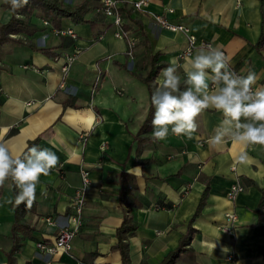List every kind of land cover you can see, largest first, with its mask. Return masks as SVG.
<instances>
[{"label": "crops", "instance_id": "crops-1", "mask_svg": "<svg viewBox=\"0 0 264 264\" xmlns=\"http://www.w3.org/2000/svg\"><path fill=\"white\" fill-rule=\"evenodd\" d=\"M134 1L119 0L126 8ZM3 3L0 0V26L12 17ZM152 14H163L189 28L197 45L187 58L202 42L212 44L235 70L246 74L251 69L260 76L258 83L264 84V50L254 48L260 24L258 0H147L142 11L132 9L130 18L139 21L150 55L157 54L163 68L176 59L183 80L187 58L179 55L187 45L186 36L161 28ZM93 18L94 28L65 19L61 27H71L75 38L57 37L52 23L44 25L46 18L36 11L29 20L34 32L17 36L22 43H6L0 49V137L21 153L41 135L38 145L60 159L57 169L40 177L35 211L24 217L34 232L22 241L16 261L24 257L26 264H121L114 248L115 231L126 212L137 225L127 240L130 264H156L186 232L206 180V202L192 223L198 232L177 264H225L229 253L234 254L235 264H264L263 240L256 227L258 189L264 185V145L230 141L212 145L210 137L222 114L207 110L196 117L197 130L191 139L171 132L165 140L152 139L141 146L138 157L149 162L135 164L133 138L149 107L146 86L132 74L143 75L147 68L143 38L133 33V23L124 16L126 27L137 37L134 56L129 58L125 42L114 38L108 20L95 13ZM25 44L64 46L50 57ZM75 50L71 66L63 71L65 56ZM147 135L153 137L152 132ZM242 152L247 153L246 161L238 158ZM137 167L138 173L133 171ZM82 168L89 171L90 185L71 251L43 252L37 242L51 243L61 229L71 226ZM120 173L133 176L136 188L128 187L132 204L119 200ZM234 182L243 191L231 201L226 191ZM45 188L46 197L41 195ZM12 199L8 180L0 187V264H8L6 253L13 245L15 212L6 202ZM227 214L235 219L228 220Z\"/></svg>", "mask_w": 264, "mask_h": 264}, {"label": "clouds", "instance_id": "clouds-1", "mask_svg": "<svg viewBox=\"0 0 264 264\" xmlns=\"http://www.w3.org/2000/svg\"><path fill=\"white\" fill-rule=\"evenodd\" d=\"M13 10L23 7L28 0H4ZM176 59L162 68L154 81L150 102L153 109L152 136L156 140L167 139L169 133L189 139L197 130L196 117L207 110L222 114L220 123L210 137L212 145L227 142L264 145V84L260 76L249 69L235 71L230 59L219 47L201 45L187 58L180 74ZM240 161L248 159L247 153L239 155ZM60 163L58 155L39 145L25 146L16 153L9 143L0 137V187L6 181L14 182L17 193L15 205L25 203L31 207L36 201L37 185L41 176H48ZM139 167L133 169L139 172ZM47 196V189L41 191ZM13 203L12 200L6 201ZM16 264H26L21 257Z\"/></svg>", "mask_w": 264, "mask_h": 264}, {"label": "trees", "instance_id": "trees-1", "mask_svg": "<svg viewBox=\"0 0 264 264\" xmlns=\"http://www.w3.org/2000/svg\"><path fill=\"white\" fill-rule=\"evenodd\" d=\"M93 2L91 0H81L79 3L69 5L65 3L63 0H28V3L21 8L13 10L9 4L3 3L2 7L6 9H10L12 12L11 19L0 26V49L1 47L9 42L14 43H22L23 40L21 37H17L19 35H31L34 30L30 27L29 20L35 14L36 11H40L42 17L49 20L54 27H61L62 22L65 19H69L73 24H90L92 28L96 26V21L92 17H87V14L92 7ZM259 4V14H260V24H259V34L256 42L254 43V48L257 52H261L264 50V0H258ZM98 5V3L96 4ZM126 5L122 4L121 12L123 16H127L129 21L133 23V27H135L134 34L142 36V43L145 46V54L143 59L147 60V68H145V73L143 75L137 76L135 72L134 74L145 86L149 96V107L146 114V117L139 127L137 134L134 136V141L136 142V149L134 150L135 160L133 161L137 165H144L149 162V159H141L138 158L141 153V146L150 142L153 137H150V132L153 131L151 120H152V106L150 102L151 92L154 88V81L156 80L158 74L161 69L164 67V64L157 63V54L150 55V49L147 44V40L142 32V28L137 19L130 18V13L132 11L131 8H126ZM97 14V13H95ZM103 20L105 19L102 15H100ZM15 35V36H13ZM31 47L33 50H37L45 55L50 57L57 56L55 50L63 47L64 44L54 46V47H36L34 44H25ZM183 86V80H182ZM42 136H38L34 140H30L28 143V147L32 145H38ZM120 192H119V200L128 204L129 199V190L135 189L136 185L134 183L133 176H130L125 173H120ZM126 177L130 178V181H126ZM250 185H254V183L250 180H247ZM13 188V203L11 206L15 212V218L12 225V241L13 245L11 249L6 253L8 257V264H16L15 253L19 252L23 243L22 241L25 238H28L34 232V227H32L29 222L25 221L24 217L28 213H33L36 208V201L33 203L31 207H27L25 203H21L20 205H15L14 197L17 193V189L15 188L14 182L12 181ZM260 198L257 204V220L256 227L259 229L262 236V248H261V256L264 260V185L260 187ZM209 191V182L204 181V189L199 197L197 205L188 221V226L186 232L181 236L177 247L171 251H169L158 263L156 264H177L178 259L181 254L189 250V244L192 237L198 232L193 226L195 218L200 214L202 208L205 205L206 198ZM131 202V201H130ZM129 202V204H130ZM132 204V202H131ZM164 206L171 207V204L166 203ZM137 229L136 223L133 221L132 216L128 213H124L122 216V220L120 225L116 228L115 236L117 238V242L114 245V248L119 252L121 264H130V255L129 248L127 244L128 237L133 235ZM84 264V263H83ZM140 264H148L146 262H141Z\"/></svg>", "mask_w": 264, "mask_h": 264}, {"label": "built area", "instance_id": "built-area-1", "mask_svg": "<svg viewBox=\"0 0 264 264\" xmlns=\"http://www.w3.org/2000/svg\"><path fill=\"white\" fill-rule=\"evenodd\" d=\"M146 3L147 0H136L132 2L131 8L134 10L142 11ZM120 8L121 4L119 0H99L95 11L97 14L102 15L105 19L108 20L109 24L113 27L114 38L125 42V53L129 58H133L134 48L137 43V37H135V35L132 34L131 30L126 27V22ZM152 19L163 29L172 32H182L183 34H185L187 45L185 49L180 53L179 58H187L197 45L196 38L190 33L189 28L184 24L169 21L163 14H152ZM44 25L51 26V23L49 20H44ZM51 30L52 33L57 37L71 36V38H75V32L71 27L63 28L52 26ZM201 44L208 45L209 43L202 42ZM76 53L77 50L65 56V61L62 63L61 67L63 71H67L71 66V63L74 60V55ZM232 169H234V167ZM79 175L80 183L74 191L73 202L71 206L73 210L71 226L61 229L51 243H45L42 241L37 242L36 246L39 250L48 254L70 253L72 248V240L75 237L80 225V215L85 205L88 188L90 185V174L88 170L84 168L80 169ZM242 191L243 186L239 182H234L228 187L226 191V197L229 200L234 201L237 195ZM226 217L228 220L235 219L233 214H227ZM222 230L227 233L231 232V230L228 228H222ZM225 264H235V256L233 253L227 254V256L225 257Z\"/></svg>", "mask_w": 264, "mask_h": 264}, {"label": "rangeland", "instance_id": "rangeland-1", "mask_svg": "<svg viewBox=\"0 0 264 264\" xmlns=\"http://www.w3.org/2000/svg\"><path fill=\"white\" fill-rule=\"evenodd\" d=\"M65 3L69 4V5H73L76 3H79L81 0H63ZM93 2L92 7L90 8L87 16L88 17H92L94 15V13H96V4L98 3L99 0H91ZM15 36V35H13ZM10 43V42H9Z\"/></svg>", "mask_w": 264, "mask_h": 264}]
</instances>
